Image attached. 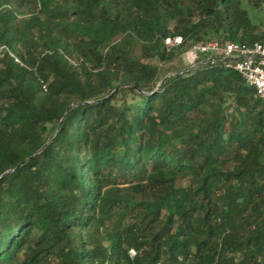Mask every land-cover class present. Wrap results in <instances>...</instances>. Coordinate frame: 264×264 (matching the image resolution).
Segmentation results:
<instances>
[{"label":"trees","instance_id":"1","mask_svg":"<svg viewBox=\"0 0 264 264\" xmlns=\"http://www.w3.org/2000/svg\"><path fill=\"white\" fill-rule=\"evenodd\" d=\"M248 9L0 0V264H264V102L210 53L167 68L264 45Z\"/></svg>","mask_w":264,"mask_h":264},{"label":"built area","instance_id":"2","mask_svg":"<svg viewBox=\"0 0 264 264\" xmlns=\"http://www.w3.org/2000/svg\"><path fill=\"white\" fill-rule=\"evenodd\" d=\"M180 43V38L174 40ZM212 54L225 61V67L236 71L255 91V97L264 102V45L254 43L245 45L238 42H227L219 45L216 42L195 45L186 52L189 62L192 64L197 54ZM11 57L13 55L9 53ZM14 61L21 64L17 58ZM134 256L135 253L130 251Z\"/></svg>","mask_w":264,"mask_h":264},{"label":"rangeland","instance_id":"3","mask_svg":"<svg viewBox=\"0 0 264 264\" xmlns=\"http://www.w3.org/2000/svg\"><path fill=\"white\" fill-rule=\"evenodd\" d=\"M250 16L256 21V23H263L264 24V9L263 10H251L248 9ZM166 43H168V46H171L174 42H168L166 41ZM187 52V51H186ZM186 52L181 56V62H173L171 64H169L167 66L168 69H170L171 71L177 70L181 67H183L186 64H191L189 62V59L186 56Z\"/></svg>","mask_w":264,"mask_h":264},{"label":"water","instance_id":"4","mask_svg":"<svg viewBox=\"0 0 264 264\" xmlns=\"http://www.w3.org/2000/svg\"><path fill=\"white\" fill-rule=\"evenodd\" d=\"M167 78V77H166ZM13 170H11L10 172H12Z\"/></svg>","mask_w":264,"mask_h":264}]
</instances>
